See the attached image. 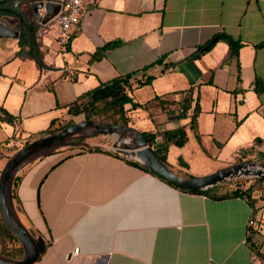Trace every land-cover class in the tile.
I'll return each mask as SVG.
<instances>
[{
    "label": "crops",
    "instance_id": "obj_1",
    "mask_svg": "<svg viewBox=\"0 0 264 264\" xmlns=\"http://www.w3.org/2000/svg\"><path fill=\"white\" fill-rule=\"evenodd\" d=\"M86 9L67 46L53 22L36 40L49 69L17 56L18 39H0V107L14 117L0 122L2 160L37 120L61 121L82 94L132 75L136 103L191 98L185 116L177 103L163 110L156 100L129 114L131 127L155 135L157 149L165 146V131L185 128L186 144L170 145L166 155L177 175L206 176L239 159L264 163L256 158L264 157V0H90ZM0 20L19 25L13 17ZM217 34L240 41L237 57L223 40L196 57L195 49ZM111 42L119 45L92 58ZM148 77L154 97L142 101L137 82ZM255 81L263 84L260 93ZM194 108L199 140L189 127ZM102 139L70 147L109 151ZM73 150L51 152L17 174L18 217L48 246L34 264H264V185L253 187L252 206L240 198L215 201L181 192L121 158ZM249 219L255 226H247Z\"/></svg>",
    "mask_w": 264,
    "mask_h": 264
},
{
    "label": "water",
    "instance_id": "obj_2",
    "mask_svg": "<svg viewBox=\"0 0 264 264\" xmlns=\"http://www.w3.org/2000/svg\"><path fill=\"white\" fill-rule=\"evenodd\" d=\"M1 1V0H0ZM60 0H18L16 5L28 6L32 21L46 25L60 11ZM19 25L11 28L0 20V39H18ZM81 136H100L106 149L167 181L180 191H207L224 183L240 179H264V163L241 162L202 177H183L173 173L149 147L143 133L131 126L95 120L72 121L58 133L40 138L14 152L6 160L0 173V219L3 226L18 240L23 250L21 259L0 255V264H34L39 260L35 238L17 216L12 199V185L18 172L30 162L78 142ZM86 145L85 143H82Z\"/></svg>",
    "mask_w": 264,
    "mask_h": 264
},
{
    "label": "trees",
    "instance_id": "obj_3",
    "mask_svg": "<svg viewBox=\"0 0 264 264\" xmlns=\"http://www.w3.org/2000/svg\"><path fill=\"white\" fill-rule=\"evenodd\" d=\"M16 0H1L0 1V19L1 17H13L18 20L19 22V38H18V47L19 51L17 52V56H25L29 55L30 59L33 60L38 67L39 70L49 69L43 62V52L40 50V44L36 41L35 34L37 31V26L31 21L29 15L25 13L24 10L21 9L19 5H14ZM223 40L228 43L231 48V57H237L239 48L241 46L240 41L235 40L231 36L227 34H217L214 36L213 40L206 43L203 46H200L195 49L196 57H198L202 51H208L212 48L215 42ZM69 43V41H68ZM119 45V42H111L105 44L102 48L97 50V52L92 56L93 59H100L104 53ZM260 46H264V44H260ZM162 60H157L156 63H161ZM132 75H125L105 83H101L95 88L91 89L90 91L82 94L77 98V100L71 105V107L67 110V117L68 119L63 120H52L50 123V135L58 133L60 130L68 126L74 118L83 114L84 119L90 120L91 116L89 115L88 109H94L96 115L102 121H111L116 124H120L123 126H130V112L143 109L148 106V104L156 100L158 101V105L161 109H165L169 105H175L177 102L163 100L159 97H155L153 100L145 103L139 104L133 101L130 97L129 93L133 90L132 85L130 83ZM151 83V78H146L143 82H137L138 87H142L144 85H149ZM263 89V84L259 81H255L254 83V90L257 93H260ZM190 99L188 98L183 99L182 101L178 102L177 104L180 106L181 113L185 116V112L188 109V105L190 104ZM85 105V108H84ZM199 114V110L194 108L193 114L190 116L189 127L195 133L196 138L199 140V135L197 134V117ZM0 122H5L12 124L14 122V117L10 115L7 111L0 107ZM147 143L150 148H152L153 152L156 156L168 167L166 162V155L168 152V147L170 145L176 147H183L187 142V133L184 127H179L175 130L165 131L164 138H165V146L162 148H154L155 144V135L150 133H143ZM85 139H79L76 142H84ZM258 142V140L256 141ZM31 143V142H30ZM26 142L22 147L27 146L30 144ZM220 145V144H218ZM80 149L82 151L87 152H98V153H105L112 155L117 158H121L125 160L127 163L133 166H137L145 170L146 172L150 173L148 170L140 166L137 162L127 160L122 156L112 153L110 151L101 150L99 148H88V147H70L68 149ZM242 160L239 159L235 163H241ZM179 164H182V161L179 160ZM186 166V164H183ZM170 185L167 181L163 180L161 177L157 176L154 173H151ZM21 180V176H16L12 185V199L16 201V189ZM242 181H248V179H240L229 183H224L219 187H215L209 189L207 191H181L189 194L194 195H203L209 197L215 201H222L227 199H235L240 198L247 202L249 206H252V191L253 187L250 186L246 189H243L239 186V183ZM250 181L254 183H262L264 179H250ZM235 186L230 192L226 191V188L229 186ZM171 186V185H170ZM222 191L225 193H222ZM0 238L1 240H7V244H13L10 250H7L6 244L2 246L4 251H0V255L10 258V259H21L23 256V250L20 246L18 240L3 226L2 221H0ZM38 250H39V258L44 256L47 250V244L43 242L40 237L35 239ZM247 242L249 239L247 237Z\"/></svg>",
    "mask_w": 264,
    "mask_h": 264
},
{
    "label": "rangeland",
    "instance_id": "obj_4",
    "mask_svg": "<svg viewBox=\"0 0 264 264\" xmlns=\"http://www.w3.org/2000/svg\"><path fill=\"white\" fill-rule=\"evenodd\" d=\"M23 9H24V11H28L29 13H31L30 12V10H29V7L28 6H25V7H22ZM135 95H136V97H140V98H137V99H142V101H147V100H150V99H152L154 96H153V94H151V90H150V87H147L146 85H144V86H142L141 88H139V89H137L136 90V92H135ZM84 108H85V105H84ZM63 111V110H62ZM88 112H89V115L91 116V119L90 120H95V121H100V122H111V121H102L97 115H96V113H95V111H94V109H88ZM141 112L142 111H138L136 114H141ZM58 114V113H57ZM67 114V111H63L62 113H61V115H66ZM62 118H64V117H62ZM66 119H68V117H66ZM80 120H86V119H84V116H83V114L82 115H80V116H78V117H76V118H74V120L73 121H80ZM139 122H140V119L138 118V119H136V121L134 122V125L136 126V127H139ZM113 123V122H112ZM50 129H51V127H50V124L48 125V124H42V120L41 119H39V120H37L36 121V129L34 130V131H27V132H24V137L22 138V141L18 144V146H15L11 151H9V152H12V151H17L18 149H19V147H22L25 143H26V141L27 142H33V141H35V140H38V139H40V138H44V137H47V136H49L50 134H49V132H50ZM26 137V138H25ZM90 137H93V136H81V135H78L77 137H75L73 140L74 141H77V140H79V139H85V141L87 142V139H89ZM94 137H97V136H94ZM101 139H102V137H101ZM103 140V139H102ZM104 146H105V148L107 147L106 146V143L103 141V143H102ZM68 148H70L69 146L68 147H64V148H61L62 150H66V151H69V152H75L74 150H70V149H68ZM108 148V147H107ZM61 149H59V150H61ZM256 155H258V156H256V158L258 159L257 161H260L261 159H263L264 157H262L263 156V153H258V154H256ZM233 163H234V161L233 160H231ZM5 163H6V160H2L1 158H0V173H1V170H2V168H3V166L5 165ZM168 168L173 172V173H177L176 172V168L175 167H173V166H168ZM229 183V182H228ZM257 185V183H254V182H252V181H250V179H248V181H242V182H240L239 183V186L241 187V188H243V189H246V188H248V187H250V186H256ZM259 185V187H258V190L259 191H262V186L264 185V182H262V183H259L258 184ZM233 189H235V186H229L228 188H226V191L227 192H230V191H232ZM222 193H225V191L223 192L222 191ZM17 203L15 202V201H13V206H14V209H15V212H16V214H17V205H16ZM17 216H18V214H17ZM0 221H1V219H0ZM0 227H1V223H0ZM4 244H6V248H7V250H10L11 249V247H13V244H7V240H1V238H0V251H4L3 249H2V246L4 245Z\"/></svg>",
    "mask_w": 264,
    "mask_h": 264
},
{
    "label": "built area",
    "instance_id": "obj_5",
    "mask_svg": "<svg viewBox=\"0 0 264 264\" xmlns=\"http://www.w3.org/2000/svg\"><path fill=\"white\" fill-rule=\"evenodd\" d=\"M90 0H60V11L53 18L51 22L55 26L57 32V39L62 46H67L69 41L70 30L73 26L78 25L82 18H84L87 11L86 6ZM49 22L46 25L39 24L36 31V40H39L47 31L50 26ZM247 226H255L252 219L248 220ZM71 255H78V248H74Z\"/></svg>",
    "mask_w": 264,
    "mask_h": 264
}]
</instances>
